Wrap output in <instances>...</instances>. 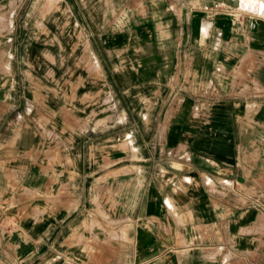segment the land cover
<instances>
[{
	"label": "crops",
	"instance_id": "1",
	"mask_svg": "<svg viewBox=\"0 0 264 264\" xmlns=\"http://www.w3.org/2000/svg\"><path fill=\"white\" fill-rule=\"evenodd\" d=\"M50 1L69 51L59 29L32 45L20 1L0 0V264H264V0ZM80 1L120 10L80 17ZM83 20L97 25L80 49ZM63 53L69 77L47 56ZM132 85L156 107L124 125L92 110Z\"/></svg>",
	"mask_w": 264,
	"mask_h": 264
},
{
	"label": "rangeland",
	"instance_id": "2",
	"mask_svg": "<svg viewBox=\"0 0 264 264\" xmlns=\"http://www.w3.org/2000/svg\"><path fill=\"white\" fill-rule=\"evenodd\" d=\"M5 0H1V2H4ZM11 3V5H13V1H20V6L16 8L15 10V17H16V21L14 22V28L15 30H19L20 32L23 30H30L31 31V38L29 39L31 41V44L38 46V43L42 40H46L47 44H51L55 45V39L54 38H39L38 37V33H40V30H48V32L51 31H55L59 29V33L61 34V42L62 45L65 46V50L69 51V47L71 46L72 41H74V37L71 38V34L72 32H74V28H72V23L68 20V21H63V22H58L57 18H55V15H58V10H55L54 6H51L50 3L54 2V1H50V0H9ZM23 1V2H22ZM28 1H37V2H32L30 6H28ZM242 1H249V0H242ZM80 5L78 6V11L80 13V17L82 15H94L96 14H101L103 12L105 13H110L113 14L117 13L119 10L116 8V6L114 7L111 6H106L104 5V3L102 1H99V4L97 6H92L93 4H89L86 3L87 1H80ZM91 2V1H90ZM251 3L254 2H258L257 0H250ZM262 2V0L260 1ZM258 4V3H257ZM106 6V7H105ZM11 7H7L4 5V7H2L0 9V29H6L7 26V22L6 20H3L5 17V13L8 9H10ZM71 6L69 1H64L63 2V6L61 11H59L63 17L65 18L68 14L71 13ZM105 8V9H104ZM24 13H28L30 16H26L25 15V19L23 18V14ZM43 18H40V17ZM86 17V16H85ZM25 20L22 21V20ZM39 19H43V21H39ZM29 20V21H28ZM109 24V23H108ZM74 25V23H73ZM97 25V23H96ZM96 25L94 22L91 21H87V20H83L82 22H79V36H78V46L83 47L84 45H87V35L88 32H90L92 29L96 28ZM112 25L111 28H116L112 22L110 23V26ZM123 27V26H122ZM165 31H160V35L166 34ZM162 33V34H161ZM159 38H161V36H159ZM161 38V40H162ZM51 41V43L49 42ZM134 42V41H132ZM131 45L135 44V43H130ZM152 45V42L149 41L148 43H146L143 46H149ZM47 56H56L57 58L60 57V60L64 62V66H63V76L62 77H69V70L66 69V63H69L70 61V57L71 55L69 53H63L61 55H47ZM88 54H79V59L80 62H84L85 60H87L88 58ZM130 58L134 56V54H130L129 55ZM38 57H40V55H35L32 54L31 55V67L34 68L35 64L37 65L39 59ZM131 58V60H132ZM264 59V57L262 58ZM261 60V59H258ZM127 61H130L127 60ZM133 61V60H132ZM257 61V60H256ZM49 62V61H48ZM118 71V70H117ZM119 73V72H118ZM121 73L123 74V78L125 77L127 79V81H130V78H133L134 76V70L132 69H126L121 71ZM54 74V73H53ZM65 88V87H64ZM125 90L121 91L122 87L119 86H114V87H110V91L108 92V95L104 96V101H106L104 103V101L102 103H100L101 101L98 99L96 101H93V103L91 102L90 105L93 107L92 110L94 109H104V108H108V111H111L114 115H116L115 117H111L110 122L111 123H115L117 121H125L124 123H121V125L123 124H129V122L132 121V118H130L129 116H127V118H123L122 113H123V109H125L127 111V114H129L128 109L132 108L135 109L136 108V104H139V107H142L143 109L145 108H149V107H156L157 103L153 102L150 100L151 97L148 94H144L145 98L142 97H138L137 101H135V98L137 96V94L135 93V86H124L123 87ZM68 89V88H67ZM92 100V99H91ZM186 100V99H184ZM183 101L181 102L182 105ZM68 104V103H65ZM106 106V107H105ZM65 114H67V109L64 110ZM118 112H120V116H118ZM106 120V118L100 119L98 120L94 125H101L104 123V121ZM76 121V120H75ZM150 121L151 119H143L142 121V126H143V137L144 139L146 138V132L150 129ZM159 121L162 122V119H159ZM161 124V123H160ZM118 129V125L115 124L113 126L112 130H117ZM142 131V130H140ZM161 131V130H159ZM161 133V132H160ZM161 134L157 135L156 138L157 139H161ZM53 150L49 151L48 154L52 155V158L54 157L53 155ZM118 170V167L112 169V173L113 171L116 172ZM35 203H37V199H34ZM109 234L111 237L115 236L117 233L114 230H109L106 231V235L107 236H102L100 237V239L102 240H108L109 239ZM108 238V239H107ZM96 239V237H95ZM109 241V240H108ZM99 250V249H97ZM100 251V250H99ZM226 264V263H225Z\"/></svg>",
	"mask_w": 264,
	"mask_h": 264
},
{
	"label": "built area",
	"instance_id": "3",
	"mask_svg": "<svg viewBox=\"0 0 264 264\" xmlns=\"http://www.w3.org/2000/svg\"><path fill=\"white\" fill-rule=\"evenodd\" d=\"M220 7V4L218 2H212L211 4H204L202 5V9L206 11V13L212 14Z\"/></svg>",
	"mask_w": 264,
	"mask_h": 264
}]
</instances>
